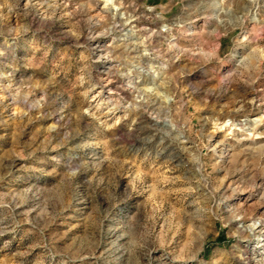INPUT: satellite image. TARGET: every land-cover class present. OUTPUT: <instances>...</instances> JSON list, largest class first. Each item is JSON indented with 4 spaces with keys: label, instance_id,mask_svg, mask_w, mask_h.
<instances>
[{
    "label": "rangeland",
    "instance_id": "obj_1",
    "mask_svg": "<svg viewBox=\"0 0 264 264\" xmlns=\"http://www.w3.org/2000/svg\"><path fill=\"white\" fill-rule=\"evenodd\" d=\"M104 2L0 0V264H242L264 0ZM109 86L127 111L99 104Z\"/></svg>",
    "mask_w": 264,
    "mask_h": 264
},
{
    "label": "bare ground",
    "instance_id": "obj_2",
    "mask_svg": "<svg viewBox=\"0 0 264 264\" xmlns=\"http://www.w3.org/2000/svg\"><path fill=\"white\" fill-rule=\"evenodd\" d=\"M104 3H110V4L112 3V5H113L112 8H114V9H117L119 7L117 5L118 2H116V0H105ZM105 9H107V8H105ZM103 15H105V14H103ZM254 21L257 22V19L254 18ZM242 33H243V38H245L247 36L246 35V32L244 31ZM144 34H145V39L146 40H148V39L149 40H154L158 36V32L156 30H154V29H149V30L147 29L146 31H144ZM251 46H254V45H251ZM257 47H254L253 49H251L250 50V53L247 54V56H248L249 60H251V62H258L259 61L258 60V57L264 58V53H263L264 51L261 53ZM107 48H109V47L105 43L104 44H98V45L95 46L96 53L97 52L99 53V54L97 53L98 56H102L103 55L102 52L103 51H106ZM152 53L154 54V52H152ZM158 76H159V72H157V74L154 75V78H158ZM131 84H133V81L131 79H129L128 81H126V83L122 84L123 85V90L125 92L126 91H129L133 87V85L131 86ZM102 91L103 92H106V94L103 93L102 96H104V97H101L103 100L101 102L99 101L100 102L99 104H102V103L103 104H106L109 111H113V112H115V111H127L129 105L128 104L127 105H124V104L121 105L120 104V100H118V97H115V95L113 94V92H112L113 90H112L111 86L107 87V89L99 90L98 91L99 92L98 95H100V93H102ZM137 96H140V95L138 94ZM137 101H139V103H140V101H143V100H141V98H140V99H137ZM141 104H142V102H141ZM248 104H249V106H253L254 105V103H253L252 100L251 101L249 100V103ZM245 105H247V103ZM241 106L242 105H240V107L238 108L240 111L242 110L241 109ZM246 109H247V107H246ZM257 118L258 117H255V118H253V120H256ZM152 120H155V122H159L158 119L157 118H154V117H153ZM162 124L163 125H168L169 122H168V120L165 119V120L162 121ZM250 125L251 124H249L248 126H250ZM251 130H253V128H251ZM248 199H249V197L244 198V201L243 202L248 201ZM240 225L243 226V227H245V228H247V229H249V231L252 233V235H254L255 231H258L256 246H259L260 247L257 250L255 249L252 252H249L250 255L247 254L246 256H244L243 257L244 260L242 261V264H264V218H258L257 220H253L251 223H247V224L241 223Z\"/></svg>",
    "mask_w": 264,
    "mask_h": 264
}]
</instances>
